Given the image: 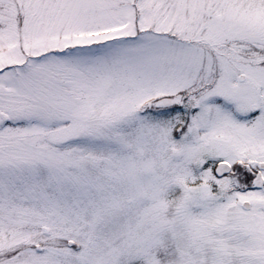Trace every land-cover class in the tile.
Listing matches in <instances>:
<instances>
[{
	"label": "snow or ice",
	"instance_id": "obj_1",
	"mask_svg": "<svg viewBox=\"0 0 264 264\" xmlns=\"http://www.w3.org/2000/svg\"><path fill=\"white\" fill-rule=\"evenodd\" d=\"M0 264H264V0H0Z\"/></svg>",
	"mask_w": 264,
	"mask_h": 264
}]
</instances>
